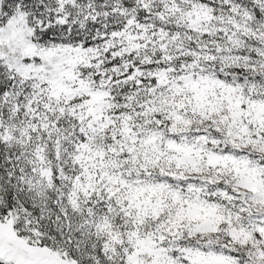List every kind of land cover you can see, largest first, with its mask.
<instances>
[{
    "label": "snow or ice",
    "instance_id": "obj_1",
    "mask_svg": "<svg viewBox=\"0 0 264 264\" xmlns=\"http://www.w3.org/2000/svg\"><path fill=\"white\" fill-rule=\"evenodd\" d=\"M0 264H264V0H0Z\"/></svg>",
    "mask_w": 264,
    "mask_h": 264
}]
</instances>
